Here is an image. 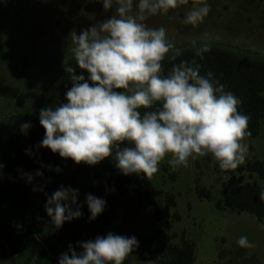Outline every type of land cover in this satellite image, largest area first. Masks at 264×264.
Segmentation results:
<instances>
[{
	"label": "clouds",
	"instance_id": "9594fccd",
	"mask_svg": "<svg viewBox=\"0 0 264 264\" xmlns=\"http://www.w3.org/2000/svg\"><path fill=\"white\" fill-rule=\"evenodd\" d=\"M98 2L112 15L79 35L70 33V50L81 74L64 63L72 86L65 93V103L40 110L44 137L37 148L50 149L77 165L95 166L111 158L123 175L149 179L167 157L174 170L209 154L223 171L242 165L248 154L245 140L251 135L250 117L239 111L242 101L226 91L211 71L202 75L195 59L175 63L184 50L168 38L163 26L146 23L150 17L188 6L183 22L198 26L210 12L206 0ZM191 47L200 58L210 51L207 43L198 46L195 39ZM166 59L174 62L167 74ZM31 127L26 122L20 130L27 134ZM42 175L41 171L24 173L28 183ZM78 197V190L63 186L48 196L45 211L57 229L82 216ZM260 199L264 202V191ZM86 203L90 220L106 205L92 194L86 195ZM236 242L241 248L256 247L247 236ZM77 247L79 252L69 244L58 264H124L139 242L135 236L109 232L78 242Z\"/></svg>",
	"mask_w": 264,
	"mask_h": 264
},
{
	"label": "rangeland",
	"instance_id": "374dc122",
	"mask_svg": "<svg viewBox=\"0 0 264 264\" xmlns=\"http://www.w3.org/2000/svg\"><path fill=\"white\" fill-rule=\"evenodd\" d=\"M206 2L210 12L198 26L183 22L188 6L150 17L146 23L163 26L168 38L184 51L192 49L195 39L198 46L207 43L246 59L264 60V0ZM111 15L98 0H0V127L42 98L56 68L72 57L70 33L79 35ZM245 142L247 160L264 161V126L258 137ZM168 159L150 178L152 204L140 203L129 188L125 198L108 207L110 232L135 236L139 242L132 264H153L143 241L158 230L175 245L182 238L193 241L194 264H264V228L248 213L217 208L229 175L214 171L213 157L190 160L188 167L175 170ZM242 166L245 163L238 168ZM237 170L236 177L244 183H263L256 175ZM198 190L209 193L211 200ZM240 236H247L256 247L241 248L236 242Z\"/></svg>",
	"mask_w": 264,
	"mask_h": 264
},
{
	"label": "trees",
	"instance_id": "16d2710c",
	"mask_svg": "<svg viewBox=\"0 0 264 264\" xmlns=\"http://www.w3.org/2000/svg\"><path fill=\"white\" fill-rule=\"evenodd\" d=\"M209 47L210 51L204 53L203 58L195 56L193 48L185 50L175 63L195 59L201 66L202 75L211 71L214 79L226 86V91H231L242 101L239 111L250 117L248 130L251 135L246 139L258 137L264 126V60L246 59L218 46ZM64 63L75 67L76 74H81L73 56ZM64 63L49 78L38 103L20 112L11 124L0 127V164L4 166L0 169V264H58L60 255L68 251L69 244L79 252L78 242L110 232L108 207L125 198L129 188L140 203L152 204L148 188L150 179L143 175H123L111 158L95 166L77 165L50 149L37 148L44 137V129L39 123L40 110L65 103V93L72 86ZM172 63L167 59L164 61L165 74ZM83 74L87 76L86 72ZM26 122L32 125L27 134L20 130L21 124ZM244 163L245 166L238 170L223 171L214 160V171L229 175L222 184L224 200L217 203V208L248 213L262 225L264 202L260 199V192L264 191V161H248L246 157ZM56 167L61 170L56 172ZM236 170L240 174H254L263 183H244L236 177ZM36 171L43 175L34 176L32 183H28L24 173L34 174ZM61 186L78 190L77 203L81 205L82 216L66 221L57 229L44 206L48 196ZM198 193L211 200V195L204 190H198ZM87 194L106 201L104 211L95 220L89 219ZM169 200L174 205L172 198ZM72 208L75 210L76 205ZM143 248L153 264H194L195 261L196 245L193 241L182 238L180 245L172 244L166 241L163 230L144 240ZM132 257L133 253L124 264H132Z\"/></svg>",
	"mask_w": 264,
	"mask_h": 264
}]
</instances>
